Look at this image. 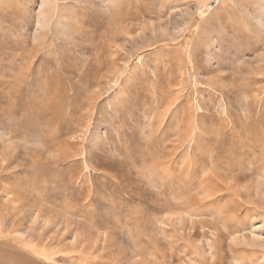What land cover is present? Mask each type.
<instances>
[{
    "label": "rangeland",
    "instance_id": "rangeland-1",
    "mask_svg": "<svg viewBox=\"0 0 264 264\" xmlns=\"http://www.w3.org/2000/svg\"><path fill=\"white\" fill-rule=\"evenodd\" d=\"M213 3L0 0V264H264V0Z\"/></svg>",
    "mask_w": 264,
    "mask_h": 264
},
{
    "label": "bare ground",
    "instance_id": "bare-ground-1",
    "mask_svg": "<svg viewBox=\"0 0 264 264\" xmlns=\"http://www.w3.org/2000/svg\"><path fill=\"white\" fill-rule=\"evenodd\" d=\"M215 1H216V0H214V3H215ZM214 3H213V5H214ZM205 7H206V6H205ZM208 7H209V6H208ZM208 7H206V9H208ZM210 8H211V7H210ZM206 9H205V10H206ZM205 10L202 9V11H204V13H206ZM208 10H209V9H208ZM37 253H38V252H37ZM41 254H42V253H41ZM41 254H38V255H41ZM46 255H48V254H46ZM42 256H43L44 258H46L47 260H49V261L53 260V258H52L51 256H49V255H48V256L41 255L40 257H42Z\"/></svg>",
    "mask_w": 264,
    "mask_h": 264
}]
</instances>
